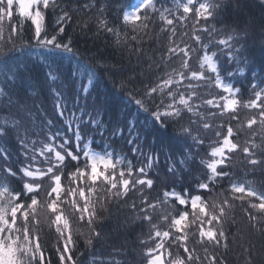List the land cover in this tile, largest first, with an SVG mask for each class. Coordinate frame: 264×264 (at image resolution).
<instances>
[{
    "label": "trees",
    "instance_id": "16d2710c",
    "mask_svg": "<svg viewBox=\"0 0 264 264\" xmlns=\"http://www.w3.org/2000/svg\"><path fill=\"white\" fill-rule=\"evenodd\" d=\"M128 8L42 0L13 17L0 264H264V0H153L136 31ZM208 54L217 74L193 65ZM89 153L113 165L94 172Z\"/></svg>",
    "mask_w": 264,
    "mask_h": 264
},
{
    "label": "rangeland",
    "instance_id": "374dc122",
    "mask_svg": "<svg viewBox=\"0 0 264 264\" xmlns=\"http://www.w3.org/2000/svg\"><path fill=\"white\" fill-rule=\"evenodd\" d=\"M42 2V0H0V45H3L4 42H6L7 38L6 35L9 32V26L12 22L13 17L19 15H27L30 12L33 11V8L38 3ZM139 2V0H138ZM137 2V3H138ZM152 2V0H144L142 3L143 6H141V9H144V7ZM135 8V7H134ZM146 8V7H145ZM137 12H135V9H128L125 11V17L127 19L135 20L137 17ZM132 27L133 30L136 31V27L133 24L129 25ZM1 51V48H0ZM193 65L197 66L198 69H208L213 74L218 73V65L217 62L214 61V57L210 56L209 54L199 58L198 60L193 61ZM215 88L224 89L227 92L231 91V86L226 84L222 79H218L216 77V84H214ZM227 106L232 107L234 106V100L228 99L226 102ZM89 159L91 162V165L93 166L94 172L98 171L99 168H108L111 165H113V159L110 156H106L99 153H89ZM238 193L243 192L242 186H236L235 188ZM195 202H199L198 200H195ZM164 262L163 255H159L156 257V264H162Z\"/></svg>",
    "mask_w": 264,
    "mask_h": 264
},
{
    "label": "bare ground",
    "instance_id": "6f19581e",
    "mask_svg": "<svg viewBox=\"0 0 264 264\" xmlns=\"http://www.w3.org/2000/svg\"><path fill=\"white\" fill-rule=\"evenodd\" d=\"M144 0H139V2H138V0H121V5H123L124 3H126L127 2V7H131V9H135V12H137L136 14H137V17H141V16H144V15H147V12L145 13V11H144V9H146L145 7H147L148 5H150L151 4V2L149 3V4H147L145 7H144V9H141L142 7L141 6H143V4L144 3H142ZM153 1V0H152ZM258 2H262V0H257ZM138 2V3H137ZM189 5H190V1H188L187 2V4H186V8H189ZM220 5V4H219ZM219 5H216V7L217 6H219ZM135 7V8H134ZM215 7V8H216ZM129 9V8H128ZM122 19H123V22L125 23V24H128V25H131V24H135L137 21H136V19L135 20H131V19H127L126 17H125V13L123 14V16H122ZM216 22H218V21H216ZM215 21H211V23L209 22V24L211 25V28H217V25H220L219 23H216ZM228 28H229V26H228ZM230 29V28H229ZM233 30H235L234 32H236V30L237 29H233ZM232 30V31H233ZM225 38H229V37H225ZM232 40H235V39H232ZM104 106H105V103L103 102V104H100V105H96L94 108L96 109V110H101V109H104ZM103 118H105L102 114H100L98 117H97V119L96 120H103L101 123H98V122H95V120H94V124H97V125H99L100 127H102V126H104V123H106V121H105V119H103ZM87 129H88V131L91 133L92 131H91V129H90V127L89 126H87L86 127ZM104 130V128H101V130ZM92 134H94V135H98V133H92ZM75 140V139H74ZM76 141V140H75ZM234 188H236V187H234Z\"/></svg>",
    "mask_w": 264,
    "mask_h": 264
}]
</instances>
